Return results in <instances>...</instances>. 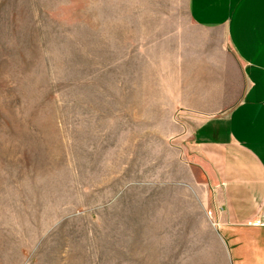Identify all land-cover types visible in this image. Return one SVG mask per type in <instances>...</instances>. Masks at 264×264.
I'll use <instances>...</instances> for the list:
<instances>
[{"label": "rangeland", "instance_id": "374dc122", "mask_svg": "<svg viewBox=\"0 0 264 264\" xmlns=\"http://www.w3.org/2000/svg\"><path fill=\"white\" fill-rule=\"evenodd\" d=\"M183 21L184 0H0V264H239L182 155L201 119L152 68Z\"/></svg>", "mask_w": 264, "mask_h": 264}, {"label": "crops", "instance_id": "0c3cea01", "mask_svg": "<svg viewBox=\"0 0 264 264\" xmlns=\"http://www.w3.org/2000/svg\"><path fill=\"white\" fill-rule=\"evenodd\" d=\"M184 5L186 21L161 41L152 68L174 71L160 93L201 119L189 137L181 132L182 155L200 175L222 240L239 264H264V225H250L264 215V0Z\"/></svg>", "mask_w": 264, "mask_h": 264}, {"label": "built area", "instance_id": "2783aa9c", "mask_svg": "<svg viewBox=\"0 0 264 264\" xmlns=\"http://www.w3.org/2000/svg\"><path fill=\"white\" fill-rule=\"evenodd\" d=\"M250 225L256 226V225H264V215H262L260 221L258 222H251Z\"/></svg>", "mask_w": 264, "mask_h": 264}]
</instances>
